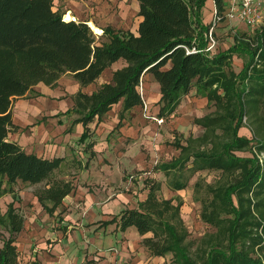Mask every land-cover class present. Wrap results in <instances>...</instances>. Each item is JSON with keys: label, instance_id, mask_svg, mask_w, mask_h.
Wrapping results in <instances>:
<instances>
[{"label": "trees", "instance_id": "1", "mask_svg": "<svg viewBox=\"0 0 264 264\" xmlns=\"http://www.w3.org/2000/svg\"><path fill=\"white\" fill-rule=\"evenodd\" d=\"M138 1L142 19L137 33L107 26L103 29L106 39L98 40L88 22L66 20L65 12L54 10L55 0H0V198L13 192L18 180L45 183L36 194L53 212L73 189L63 180L47 187L59 159L27 153L8 139L16 129L14 100L28 93L38 95L34 86H55L64 74L73 75L82 86L90 85L123 59L126 65L114 71L111 82L92 94L79 91L73 96L75 105L66 114H78L72 128L77 123L85 126L79 142L88 140V125L96 117L102 119L115 104L122 102L120 121L134 107L143 106L140 83L145 90L143 76L150 73L160 85V118H170L194 86L216 106L213 113L196 118L205 129L202 141L209 138L213 147L193 149L190 141L187 145L177 141L180 157L155 169L178 173L192 161L193 173L221 170L233 178L224 185H209L213 197L203 202L202 218L217 231L202 238L198 258L186 244L188 231L179 216L180 197L178 204L159 200L161 185L154 182L146 200L123 211L121 229L136 226L142 235L151 232L152 236L143 239L144 245L154 255L172 253V264H264V23L254 35L236 36L227 50L207 53L212 23L205 24L201 14L207 0ZM215 2L223 13L225 0ZM194 48L196 52L188 51ZM234 55L246 59L239 72L232 67ZM243 126L251 130L252 137L240 133ZM247 151L251 154L240 155ZM171 186L183 190L188 183L173 179ZM24 222L14 203L4 215L0 211V227L10 234L0 247V264H43L38 259L23 262L19 258L16 239Z\"/></svg>", "mask_w": 264, "mask_h": 264}, {"label": "crops", "instance_id": "2", "mask_svg": "<svg viewBox=\"0 0 264 264\" xmlns=\"http://www.w3.org/2000/svg\"><path fill=\"white\" fill-rule=\"evenodd\" d=\"M228 1L225 0V8ZM131 2L135 5L138 19L134 25L127 24L122 29L137 33L142 19L139 16L140 4L138 0ZM213 10L214 0H207L201 12L205 24L213 22ZM233 22L245 24L240 20ZM233 22L225 20L219 26H231ZM218 51L219 48L216 52ZM125 65L126 61L123 59L115 62L95 83L87 86H82L73 75L64 74L55 86L44 83L34 86L38 95L28 93V96L14 100L12 113L16 129L9 133L8 139L20 144L27 153L49 160H60L47 187L55 180L70 182L73 187L53 212L44 207L36 194L37 189L44 187L45 183L29 184L18 180L13 184L14 191L0 198V210L3 214L7 212L10 203H14L21 213L24 208H28V220L24 216V228L20 233L31 239L37 238L38 245L23 262L38 259L43 264L166 263V257L152 254L143 243L145 237L152 236L151 232L142 235L136 226L122 230L120 224L121 211L124 208H137L140 201L136 195L123 190L125 173L129 175L134 168L152 166L154 159L147 160V152L141 151L140 145L152 138L153 133L156 134L157 146L161 147L163 143V131L158 130L159 124L151 119L156 114L147 116L142 105L134 107L125 114L128 119L123 127L119 126L117 134L115 130L118 129L116 127L119 125L122 109L120 102L102 119L96 117L88 125L90 132L86 142H79L85 126L77 123L72 128V121L78 114H66L75 105L74 95L79 91L92 94L102 84L111 82L114 71ZM143 78L145 94L147 93L148 99H152L154 92V103H158L161 97L159 83L154 81L155 78L150 73ZM190 102H194L195 108L198 98ZM152 108L157 111L160 106ZM184 111L185 108L180 106L172 122L179 119L176 114ZM151 128L155 132L148 135ZM180 128L178 125L177 129ZM153 172L159 180L157 184L172 188L162 171L155 169ZM143 200L145 199H141ZM48 205L52 207L53 203L49 202ZM16 244L20 246L19 237Z\"/></svg>", "mask_w": 264, "mask_h": 264}, {"label": "rangeland", "instance_id": "3", "mask_svg": "<svg viewBox=\"0 0 264 264\" xmlns=\"http://www.w3.org/2000/svg\"><path fill=\"white\" fill-rule=\"evenodd\" d=\"M132 1V0H131ZM130 0H55L54 10L60 9L61 11L68 13L71 12L72 18L70 21H86L93 22L102 30L107 26H111L116 30L120 28H124L127 24H135L137 22V16L135 15V5ZM74 16V17H73ZM65 19V15H64ZM97 19V20H96ZM101 22L99 23L98 22ZM264 23V19H263ZM103 25L106 27H101ZM230 25V24H229ZM255 26L251 28L246 24H242L239 22L231 23V26H218L214 32V36L217 40V44L219 46L220 51L227 50L230 46H232L235 42V38L238 35H242L246 33V35L252 34L254 35L257 28ZM231 27V28H230ZM92 29V28H91ZM93 30V29H92ZM94 32V31H93ZM94 34L97 36L98 40H105L106 36L104 35V30L101 33ZM218 48V47H217ZM217 49H215L216 52ZM243 58L233 56L231 63L232 67L236 72H239L244 64ZM238 61V63H236ZM154 81H157L154 79ZM158 82V81H157ZM159 83V82H158ZM198 87L194 86L192 91L182 98L180 106L185 108V111L179 116V119L172 122L174 119V115H171L170 118H164L162 123L157 122L159 125L158 130L163 131V143L162 146H157L156 142V134L152 138H148L146 143H142L140 145V150L147 152V156L149 161H152V166H147L146 168H134L131 173L124 175L125 184H124V191L131 192V194L136 195L139 200L147 199L148 197L146 194L149 192V185H155L159 182L158 178H156L155 168L162 163H170L174 159H178L181 155L180 149L177 147V141L183 145H187L188 141L192 144L193 149H201L208 150L213 147V143L208 138L206 141H202L203 134L205 132L204 127L198 125L196 123V118H202L205 115L211 114L215 111L216 106L213 101H209L208 97L203 95L202 92L198 91ZM203 98H200L202 97ZM146 102L147 105L150 107L149 114H156L158 115L160 109L154 111L152 108L153 106H160L154 100V92L151 95L152 99H148L146 93ZM161 98V97H160ZM194 98H198V105L197 107H193ZM157 104V105H156ZM178 113V112H177ZM181 116V117H180ZM127 116L125 115L124 118L119 122V125L116 127V133L119 132V126L123 127L126 123ZM46 120V119H44ZM153 120V119H152ZM245 124L248 122V119L244 120ZM181 127L179 130L177 127ZM174 129H173V128ZM151 130V132H150ZM148 130V135L151 134L153 128ZM90 132V128H89ZM218 135L222 137V139L226 135H224L222 130L217 131ZM243 135H248L252 137L251 130L247 126H243L240 131ZM149 137V136H148ZM214 140V139H213ZM160 145V143L158 144ZM191 147V149H192ZM250 155V151L246 153H240V155ZM262 160L264 159V154L261 155ZM155 161V162H154ZM156 163V164H155ZM193 162L190 161L188 166L184 168V170L178 171L176 173V169H171V174H166L165 171L159 170L163 172V176L168 180V183L173 181V179H180L184 182L188 183V186L176 192L173 190L171 192L170 186L164 185L161 186L160 189L157 191V197L159 200H171L174 204H178L179 198L181 199L182 206L180 208V218L183 221V226L188 231V236L186 238V244H190V254L194 258H198V250L201 248L202 238L212 235L216 233L217 228L214 225H211L205 222L202 218V210H203V202H209L213 194L210 193L209 185L219 186L227 184L233 177L223 173L221 170H212L206 169L202 171H197L196 173L192 172ZM152 169L153 171H151ZM151 172V173H148ZM176 174V175H175ZM176 177V178H174ZM199 182V186L197 187L195 183ZM160 186V185H159ZM42 187V186H41ZM169 187V188H168ZM137 193V194H135ZM135 196V197H136ZM137 199V198H136ZM144 201V200H143ZM15 206V205H14ZM16 208V207H15ZM17 209V208H16ZM127 208H124L120 216L122 215L123 211ZM8 210V209H7ZM1 211V210H0ZM18 211V210H17ZM21 215L22 213L26 217L28 214V208H24V212L18 211ZM172 210L167 214L168 219L171 217ZM2 213V212H1ZM3 214V213H2ZM4 215V214H3ZM26 220L28 218L26 217ZM175 224L178 223L177 219L172 220ZM33 223V222H32ZM178 225V224H177ZM181 227V226H178ZM32 228H30L31 230ZM24 233H20L19 242L20 246L19 253H20V260L24 261L28 258L29 252L33 251L34 248H37L38 239L37 238H30L27 236H23ZM152 235V234H151ZM23 236V237H22ZM10 237L9 232L4 227H0V247L4 245V240H7ZM17 240V239H16ZM17 245V244H16ZM174 261V257L172 253L166 256V263L165 264H172Z\"/></svg>", "mask_w": 264, "mask_h": 264}, {"label": "built area", "instance_id": "4", "mask_svg": "<svg viewBox=\"0 0 264 264\" xmlns=\"http://www.w3.org/2000/svg\"><path fill=\"white\" fill-rule=\"evenodd\" d=\"M213 13L214 19L207 34L209 40V45L205 49L207 53H214L215 49L218 47L217 40L214 36V31L223 17L225 18V20H228L230 22H233L234 20H240L251 28L260 25L264 19V0H229L223 13L219 11V8L214 0ZM188 51L196 52L197 49L194 48ZM140 92L144 100L142 108L146 115L150 116L149 112H146L150 107L146 102L145 90L142 80L140 83ZM151 119L156 120L159 123H162L164 121L163 118H160L156 115L152 116Z\"/></svg>", "mask_w": 264, "mask_h": 264}, {"label": "bare ground", "instance_id": "5", "mask_svg": "<svg viewBox=\"0 0 264 264\" xmlns=\"http://www.w3.org/2000/svg\"><path fill=\"white\" fill-rule=\"evenodd\" d=\"M74 17V16H73ZM65 19L66 20H71V19H73L72 18V15H71V12H68V13H66L65 14ZM89 25H90V27L93 29V31L94 32H96V33H101L102 32V30H101V28H99L96 24H94L93 22H89Z\"/></svg>", "mask_w": 264, "mask_h": 264}]
</instances>
